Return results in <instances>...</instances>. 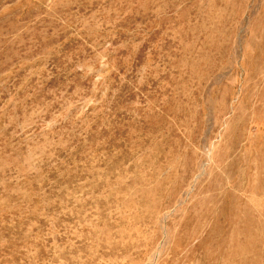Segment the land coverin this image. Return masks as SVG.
Masks as SVG:
<instances>
[{"label":"rangeland","instance_id":"1","mask_svg":"<svg viewBox=\"0 0 264 264\" xmlns=\"http://www.w3.org/2000/svg\"><path fill=\"white\" fill-rule=\"evenodd\" d=\"M0 264H264V0H0Z\"/></svg>","mask_w":264,"mask_h":264}]
</instances>
